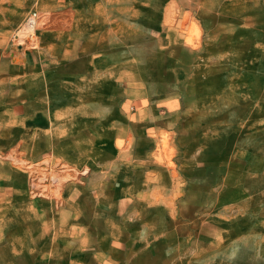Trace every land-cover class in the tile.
<instances>
[{
    "label": "rangeland",
    "instance_id": "1",
    "mask_svg": "<svg viewBox=\"0 0 264 264\" xmlns=\"http://www.w3.org/2000/svg\"><path fill=\"white\" fill-rule=\"evenodd\" d=\"M41 11L28 12L13 28L6 55L38 48L37 33L55 28L48 24L52 12ZM129 12L130 24L114 25L109 52L120 58L117 36L124 34L130 69L124 79L114 76L132 98L169 92L179 98L166 100L175 117L157 157L169 168L154 170L142 186L162 197L157 216L146 215L155 203L147 200L145 228L135 221L126 226L129 242L157 246L133 264H264V0H131ZM66 155L31 159L4 141L0 264H43L48 226L36 227L39 244L29 254L30 230L16 232L38 220L46 204H64L66 183L87 177L89 168H75Z\"/></svg>",
    "mask_w": 264,
    "mask_h": 264
},
{
    "label": "crops",
    "instance_id": "2",
    "mask_svg": "<svg viewBox=\"0 0 264 264\" xmlns=\"http://www.w3.org/2000/svg\"><path fill=\"white\" fill-rule=\"evenodd\" d=\"M130 3L0 0V151L9 141L28 158L66 152L62 159L70 157L77 169L89 168L83 182L65 184L64 204L57 209L46 204L38 220H26L16 232L30 230L29 254L39 244L36 227L48 226L43 236L49 241L38 259L43 264H133L157 246L155 240L129 242L126 226L144 222L141 208L146 210L147 200L155 203L146 215L157 216L156 202L163 199L147 195L142 186L154 170L169 168L157 157L175 117L166 100L177 104L179 98L173 92L132 98L125 81L114 76L123 73L124 79L130 69L124 34L117 36L120 58L115 61L109 52L114 25L130 24ZM34 9L45 12L42 16L52 12L48 24L55 28L37 33L38 48L17 47L6 55L13 28Z\"/></svg>",
    "mask_w": 264,
    "mask_h": 264
},
{
    "label": "built area",
    "instance_id": "3",
    "mask_svg": "<svg viewBox=\"0 0 264 264\" xmlns=\"http://www.w3.org/2000/svg\"><path fill=\"white\" fill-rule=\"evenodd\" d=\"M28 22L30 23V25H33L34 20L31 18V19L28 20Z\"/></svg>",
    "mask_w": 264,
    "mask_h": 264
}]
</instances>
